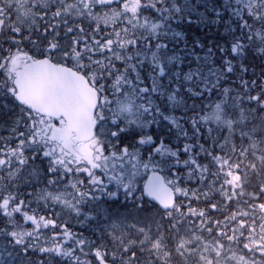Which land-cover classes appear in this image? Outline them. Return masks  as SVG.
I'll use <instances>...</instances> for the list:
<instances>
[{
	"label": "snow or ice",
	"instance_id": "1",
	"mask_svg": "<svg viewBox=\"0 0 264 264\" xmlns=\"http://www.w3.org/2000/svg\"><path fill=\"white\" fill-rule=\"evenodd\" d=\"M0 264H264V0H0Z\"/></svg>",
	"mask_w": 264,
	"mask_h": 264
}]
</instances>
